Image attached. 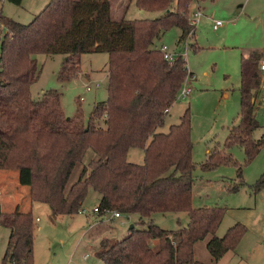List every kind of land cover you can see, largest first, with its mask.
Masks as SVG:
<instances>
[{"label": "trees", "instance_id": "trees-1", "mask_svg": "<svg viewBox=\"0 0 264 264\" xmlns=\"http://www.w3.org/2000/svg\"><path fill=\"white\" fill-rule=\"evenodd\" d=\"M7 1L18 5L22 0ZM133 1L140 9L163 14L114 19L111 0H49L28 23L2 18L0 170H16L18 183L29 188L30 202L46 204L52 216L78 213L89 190L98 195V214H136L125 237L100 242L95 255L101 264H216L246 227L237 222L219 236L227 208L192 206L189 107L178 123L158 130L193 74L182 54L166 59L157 41L171 27L179 28V42L194 34L189 6L197 0ZM83 53L108 56L107 97L93 104L87 118L79 108L66 116L55 89L31 95L41 71L36 54L63 55L59 73L69 78L76 77ZM259 58L254 52L241 57L239 120L224 141L225 148L242 147L246 162L264 146V133L254 137L260 127L253 109ZM130 148L142 149V163L127 160ZM230 161L216 143L200 167L213 169ZM249 187L252 193L264 190V171ZM168 212H185L187 224L164 230L150 221L153 213ZM0 226L9 230L0 264H33L31 210L0 209ZM207 235L210 263L194 253L195 244Z\"/></svg>", "mask_w": 264, "mask_h": 264}, {"label": "rangeland", "instance_id": "rangeland-1", "mask_svg": "<svg viewBox=\"0 0 264 264\" xmlns=\"http://www.w3.org/2000/svg\"><path fill=\"white\" fill-rule=\"evenodd\" d=\"M44 1L49 0H23L18 5L4 0L2 13L5 17L28 23L39 9L44 7ZM111 5L114 19H152L163 14L161 11L140 9L133 0H111ZM196 9L201 15L195 20L194 34L186 38V48L184 41H178V27L168 29L157 41L158 46L165 45L172 54L182 53L194 75L189 84V94L174 102L164 118V124L158 130L167 131L170 124L178 123L185 108L189 107L192 161L195 163L192 206L218 205L228 208L239 202L241 194L247 191L252 193L249 185L264 171V146L248 162L245 161L246 155L242 147H224L229 128L239 120L240 55L258 53L264 49V0H197L189 6L190 17ZM216 20H220L221 25L214 29L212 24ZM4 31V20L1 19L0 38ZM35 58L41 66V71L30 87L34 98L39 97L45 90L55 89L60 93L64 114L68 117L74 116L79 108L84 119L95 102L106 99V53H83L76 77L69 78L59 73L63 55L36 54ZM86 86L91 89L86 90ZM224 93H227V96H224ZM80 96L84 99L80 100ZM257 117L264 123V105L258 108ZM262 133L263 130L258 128L254 137L258 138ZM216 143L225 155L231 157V161L213 169H202L200 164L205 161L208 151ZM89 155L90 152L86 159ZM127 160L142 163V149L130 148ZM5 172L7 177L0 175L1 189L6 194L3 197V206H7L8 200H11L8 193L17 194V203L29 200V188L26 187L24 191L19 186L18 179L13 176L14 171ZM72 176L76 177V171ZM235 186L238 187L237 191L233 190ZM93 193L92 190L88 191L82 205L87 209L96 205L97 199ZM32 214L33 264H101L95 255L100 242L104 238L122 239L127 235L129 226L138 219L136 214H121L120 218L107 222L101 221L107 213L93 216L79 213L52 216L50 208L44 203L34 204ZM37 216L38 220L35 219ZM150 221L164 230H176L187 224L188 217L185 212L153 213ZM8 235L9 230L0 226V259ZM209 237L210 235H207L194 246L195 256L206 263L211 261L206 249ZM86 253L88 258L83 260Z\"/></svg>", "mask_w": 264, "mask_h": 264}, {"label": "crops", "instance_id": "crops-1", "mask_svg": "<svg viewBox=\"0 0 264 264\" xmlns=\"http://www.w3.org/2000/svg\"><path fill=\"white\" fill-rule=\"evenodd\" d=\"M47 3L48 1H44L43 3L44 6ZM39 6H42V5H39ZM2 7H3V3H2L0 11L2 14V18H4L5 16H3ZM38 8H41V7H38ZM41 9H39V11ZM5 18H10V17H5ZM14 20L19 21V19H14ZM172 52H175V51H172ZM258 54L260 57L263 56L264 49L259 51ZM247 55H245V53H241L240 60L242 56L247 57ZM239 71H240V62H239ZM193 77L194 75L190 77L189 84L191 80L193 79ZM259 79H260V75H259ZM239 85H240V77H239V82H238V88H239ZM224 96H227V93H224ZM253 103H254V108H253L254 117L260 125V127L258 128L263 130V133H264V123H261L257 117L258 108L264 105V90H261L260 88H258L256 95L253 98ZM5 171H10V172L14 171L13 176L14 178L15 177L17 178L16 170H0V175L7 177L8 175L6 174ZM19 186H21V188L24 191H25V188L27 187L25 185H20V184ZM8 194L10 195L9 198L12 200V202L11 200H8L7 202L8 205L3 206V203H2L4 199L3 197L6 194L2 192L1 185H0V209L3 212H11L15 207H18L21 211H28L30 209L32 212L33 205L40 204L39 202L31 203L27 199L23 201L22 203L21 202L17 203L16 201L17 194L15 193L13 194L8 193ZM93 195H95L97 199L96 205H93L94 207V206H97L98 195L95 192L93 193ZM90 214H89L90 216H93L95 214H98V212H91ZM115 218H120V216L112 217L110 214H108L106 217H104V219H101V221L107 222ZM35 219L38 220V216ZM237 222L243 224L246 227V231L244 232V234L242 235V237L240 238L236 246L233 249L226 251L222 255V257H220V259L216 262V264H264V190H261L253 194L248 191L245 192V194H241L239 202L238 203L236 202V205L234 206L232 205L226 209L224 217L216 231L217 235L221 236L228 229V227L232 226L233 224ZM87 258L88 256L86 253L83 256V260Z\"/></svg>", "mask_w": 264, "mask_h": 264}, {"label": "built area", "instance_id": "built-area-1", "mask_svg": "<svg viewBox=\"0 0 264 264\" xmlns=\"http://www.w3.org/2000/svg\"><path fill=\"white\" fill-rule=\"evenodd\" d=\"M3 1L4 0H0V10H1V6H2ZM200 15H201V12L198 9H196L195 11H193L192 14H191V17H193L191 19V22H193L194 24H196L195 23V20L197 21ZM1 19H2V14H1V11H0V26H1ZM219 25H221V21L220 20H216L214 22V24H213V27L214 28H217ZM184 42H185L184 48H186L187 40H184ZM160 50L162 51L163 56L166 59H169V60L173 59L177 55V53H174V54L170 53L165 45H161L160 46ZM179 54H182V53H179ZM258 70H259V75H260L259 88L261 90H264V55L261 56L259 58V60H258ZM189 81H190V77H186V79L183 82V85L181 86L180 91L178 93V98H183V97H185V96H187L189 94V92H190ZM90 89H91L90 86H86V90H90ZM79 99L80 100H83L84 97L83 96H80ZM91 212H98L97 206H94L91 209H87L84 206H82L78 210V213L79 214H83V215H89ZM104 213L110 214L112 217H119V216H121V213H119V212H117L115 210H106Z\"/></svg>", "mask_w": 264, "mask_h": 264}, {"label": "water", "instance_id": "water-1", "mask_svg": "<svg viewBox=\"0 0 264 264\" xmlns=\"http://www.w3.org/2000/svg\"><path fill=\"white\" fill-rule=\"evenodd\" d=\"M132 226H133V224L130 225V227H132Z\"/></svg>", "mask_w": 264, "mask_h": 264}]
</instances>
